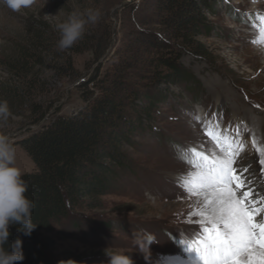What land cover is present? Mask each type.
Returning <instances> with one entry per match:
<instances>
[{
  "label": "rangeland",
  "instance_id": "rangeland-1",
  "mask_svg": "<svg viewBox=\"0 0 264 264\" xmlns=\"http://www.w3.org/2000/svg\"><path fill=\"white\" fill-rule=\"evenodd\" d=\"M124 1L34 0L30 7L13 11L0 0V92L9 96L16 90L7 102L11 115L0 126V135L15 145L16 166L23 174L36 165L19 144L21 139L83 108L81 83L153 50L141 48L137 34L144 29L160 35L158 24H143L140 18L154 12L155 1ZM141 3L144 9L137 11ZM76 8L99 9L101 18L72 48L60 51L57 25ZM205 16L210 32L194 38L202 53L180 50L181 64L191 77L168 85L153 120L135 145H127L134 171L123 172L117 188L96 206L74 211L53 232L44 233L55 264H107L106 249L128 253L134 264H199L194 249L203 224L194 212L200 204L184 180L198 170L194 146L210 159L218 150L207 132L219 135L223 130L224 137L234 138L245 165L253 161L256 182L261 183L254 163L264 150V58L256 52L264 46V3L215 0ZM32 30L43 33L51 51L33 45ZM24 46L43 63L25 59L28 64L23 65L19 52ZM64 57L71 58L73 72ZM140 65L129 70L130 79L148 82L150 77L139 76L144 75L139 74L144 72ZM23 75L36 76V84L23 89L18 83ZM134 236L140 238L143 252L134 247Z\"/></svg>",
  "mask_w": 264,
  "mask_h": 264
},
{
  "label": "trees",
  "instance_id": "trees-1",
  "mask_svg": "<svg viewBox=\"0 0 264 264\" xmlns=\"http://www.w3.org/2000/svg\"><path fill=\"white\" fill-rule=\"evenodd\" d=\"M154 1V12L140 18L143 24H158L160 35L144 29L136 33L140 47L147 52L152 46L153 50L146 57L134 56L103 76L95 75L81 83L79 88L84 90L82 97L86 101L83 108L57 117L19 141L36 165L23 178L28 184L27 195L35 202L32 220L37 227L31 236L18 233L15 226L10 228V242L17 238L23 241L22 264H55L44 233L53 232L55 225L70 219L74 211L96 206L98 199L117 188L125 172L134 171L127 145H135V138L153 120L165 101L168 85L191 77L181 64L180 50L202 53L194 38L210 32L205 11L215 5V0ZM142 8L143 3L137 11ZM32 32L33 45L40 44L51 51L43 33ZM19 54L23 65L28 64L25 59L43 63L38 53L27 46ZM65 60L73 72L71 58ZM138 62L144 70L139 73L144 75L139 76L150 77L148 82L130 79L129 70L135 69ZM63 74L60 72V76ZM21 79L18 83L25 90L36 84V76L29 79L23 75ZM89 84L93 88L89 89ZM14 92L9 96L0 92V101L8 102L16 96Z\"/></svg>",
  "mask_w": 264,
  "mask_h": 264
},
{
  "label": "snow or ice",
  "instance_id": "snow-or-ice-1",
  "mask_svg": "<svg viewBox=\"0 0 264 264\" xmlns=\"http://www.w3.org/2000/svg\"><path fill=\"white\" fill-rule=\"evenodd\" d=\"M206 138L218 150L210 159L194 146L200 163L184 181L188 193L203 195V207L196 213L202 238L194 249L200 264H264V192L254 188L253 162L245 165L241 146L224 137L223 130L219 135L207 132ZM257 162L264 177V150Z\"/></svg>",
  "mask_w": 264,
  "mask_h": 264
},
{
  "label": "clouds",
  "instance_id": "clouds-1",
  "mask_svg": "<svg viewBox=\"0 0 264 264\" xmlns=\"http://www.w3.org/2000/svg\"><path fill=\"white\" fill-rule=\"evenodd\" d=\"M13 11L30 7L34 0H3ZM253 3H264V0H253ZM101 18L99 9L78 8L66 14V19L57 25L59 38L56 47L60 51L72 48L81 40L90 25H96ZM257 54L264 58V46L256 48ZM10 109L6 101H0V126L6 125L10 118ZM28 184L23 173L16 166V148L7 135H0V264H22L25 259L22 244L17 238L10 242V228L23 236H31L37 227L33 223L32 213L35 202L27 195ZM134 247L143 252L142 242L134 236ZM107 264H134L128 253L105 250Z\"/></svg>",
  "mask_w": 264,
  "mask_h": 264
},
{
  "label": "bare ground",
  "instance_id": "bare-ground-1",
  "mask_svg": "<svg viewBox=\"0 0 264 264\" xmlns=\"http://www.w3.org/2000/svg\"><path fill=\"white\" fill-rule=\"evenodd\" d=\"M256 159V161H257V158H255ZM256 161H255V166H258L259 167V164L257 163V165H256ZM249 162V161H248ZM253 162V161H252ZM258 170H257V168H256V171L255 170H252L251 172L253 173L252 174V178H253V180L256 182V180H257V174H256V172H257ZM255 172V173H254ZM258 173V172H257ZM259 176H260V174H259ZM260 180L262 181V180H264V177H261L260 178ZM185 181V180H184ZM260 181V182H261ZM254 188H255V190L256 191H259V192H264V187H263V185H261V183H255V185H254ZM194 198V197H193ZM197 199H199L198 200V202H199V204H200V208H202L203 207V205L201 204V200L203 199V195H201V197H198ZM182 201H183V199H182ZM185 203V202H184ZM198 204V203H197ZM200 208L198 209V210H196L194 213L196 214L199 210H200ZM200 220H201V218H199ZM198 222V221H197ZM195 224V223H194ZM202 238V236L201 237H199V240ZM197 242L198 241H196L195 242V244H197ZM200 264V263H199Z\"/></svg>",
  "mask_w": 264,
  "mask_h": 264
},
{
  "label": "water",
  "instance_id": "water-1",
  "mask_svg": "<svg viewBox=\"0 0 264 264\" xmlns=\"http://www.w3.org/2000/svg\"><path fill=\"white\" fill-rule=\"evenodd\" d=\"M130 2V0H125L124 2H123V4H127V3H129Z\"/></svg>",
  "mask_w": 264,
  "mask_h": 264
}]
</instances>
